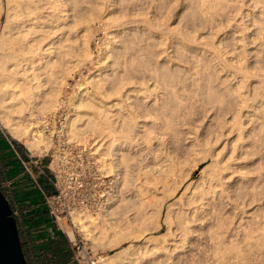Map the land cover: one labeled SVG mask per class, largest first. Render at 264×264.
<instances>
[{
  "label": "rangeland",
  "instance_id": "obj_1",
  "mask_svg": "<svg viewBox=\"0 0 264 264\" xmlns=\"http://www.w3.org/2000/svg\"><path fill=\"white\" fill-rule=\"evenodd\" d=\"M64 1L67 4L65 8H70L72 1ZM194 1L81 0L76 4L74 20L80 17L85 20L74 27L70 34H63L62 29H56V32L52 33L54 41L62 42L57 76L64 78V85L60 88L57 106L52 111V126L50 123L43 128L42 123L34 129L39 131L41 138L43 136L42 139L36 138L41 140L44 146L49 144V149L40 143L38 148L30 151L27 146L12 139L0 126V136L4 141L7 139L12 142L15 150L10 153L4 143L0 145V165H4L5 171V175L0 171V189L6 198L11 194L17 198L18 194L23 193L21 184L32 182V177L42 179L37 178L36 167L47 166L52 152V175L61 173L62 178L66 180L82 178L90 185L98 186L99 194L103 192L102 197L106 195L107 199L101 198L102 206L97 202V205H91V209L77 210L92 218H101L102 211L108 205L109 196L115 191L116 178H104L107 166L104 165L106 162L98 150V133L87 131L83 135L75 136L67 132L68 120L78 110L74 107L77 93L83 87L95 96L105 99L106 97L100 95V91L89 83V73L104 64L121 62L125 53L137 45H147L151 50L152 57L147 64L149 69L160 68L167 72L166 75L170 73L181 76L180 86L184 89L181 90L180 87L178 92L180 111L171 131L165 136L180 162L184 186L197 185V193H206L211 162L226 160L224 165L229 168L221 171L214 193H206L203 199L199 197L200 200L195 203L196 206L201 204L202 207L188 220L189 232L182 246L178 248L180 250L175 251L172 256L160 253L157 247L167 244L164 213L167 204L176 201L179 195L165 203L158 230H148L149 225L155 226V220L152 223L150 219L151 223L146 225L145 230L142 228L139 231L140 235L132 232L134 237L123 236V239L127 238L126 241L122 239L115 247L101 245L90 238V231L79 230L72 222V216L76 212L72 213L70 218L61 219L59 226L65 232L67 241V237L72 239L73 236L80 240L79 245L97 258L100 264L106 262H101V259L112 257L130 245V250L122 254L123 264H155L157 259H161L160 264H264V38H260L257 27L252 25L253 15L258 14L245 4L241 5L240 1L231 2L230 11H237L234 24L239 25L242 21L247 25V29L226 26L220 29L213 40L211 34L216 31L213 23H208L202 28L193 19ZM249 13L251 15L246 16ZM90 15H93L92 18H88ZM61 16V13H52V27L62 22ZM71 19L69 16L63 24H68ZM3 22L2 15L0 24ZM83 30L85 38L76 37L75 33L81 35ZM223 33H227L226 38ZM65 36L68 40H64ZM216 38L222 39V44L217 47L220 50L217 58L210 52V43L216 42ZM85 46L87 53L84 55L82 49ZM68 48L77 50L81 56L74 57L76 59L73 61L66 55ZM203 50L206 52L201 54ZM136 58L146 60L140 53H137ZM240 73L247 75V78L243 80L241 87L237 88ZM137 80L140 81L133 79L134 82ZM147 84L151 89L156 88L155 83L150 80ZM134 87L139 88L140 85L132 83L128 88L132 90ZM116 99L118 100V97L112 95L105 100L113 103L117 102ZM134 99V96H131L129 101ZM146 104L138 103L136 109L138 120L142 123L144 120L149 121L151 118L147 117L154 115L152 109L144 110ZM126 107L125 104L123 109ZM170 107L171 103H168L167 109ZM145 113H150L146 119L143 117ZM26 119L25 121H30L29 118ZM61 120L66 126H63L62 130L59 125ZM51 128L52 140L50 132L47 131ZM138 134L141 136L142 132ZM136 139L142 140L139 137ZM138 147L134 143L129 155L131 159L126 161L130 173V167L134 166V151ZM148 150V163L154 167L158 166V146L154 141H150ZM21 161L30 174L24 171ZM21 173L23 176L17 178ZM135 173L136 171L131 175L134 176V183L138 185L141 177L136 179ZM19 179L25 181L20 182ZM184 192L187 194L188 191ZM155 199L150 202H155ZM98 200L99 198L95 199ZM17 203L15 206L10 200L9 204L15 209L24 205L21 201ZM178 203L176 202L175 206H178ZM175 206L173 208H176ZM171 221L170 229L174 231L175 219ZM220 226L223 232L220 237L223 243L220 246L227 248L225 253L220 252L221 249L216 250L211 243L212 236L220 231ZM116 229L124 233L118 228L111 230ZM69 232L73 233L72 237ZM146 238L150 240L147 243ZM237 251H240L241 255Z\"/></svg>",
  "mask_w": 264,
  "mask_h": 264
},
{
  "label": "bare ground",
  "instance_id": "obj_2",
  "mask_svg": "<svg viewBox=\"0 0 264 264\" xmlns=\"http://www.w3.org/2000/svg\"><path fill=\"white\" fill-rule=\"evenodd\" d=\"M71 1V7L65 8L67 4L64 0H0V18L4 16V22L0 24V126L12 139L21 142L30 151L40 146L41 140L37 138L42 139L43 136L41 138L39 131L36 132L34 129L41 126V120L50 116L55 110L60 88L64 85V78L57 76L62 42L54 41L52 33H55L56 29H62L63 34H70L74 27L85 20L83 17L74 20L76 4L81 0ZM233 1H240L241 5L245 4L257 12V16L253 15L252 25L257 27L260 38H264V0H195L193 19L202 28H205L208 23H213L216 30L212 33L213 35L211 34L213 40L220 29L226 26L235 28L239 26L245 30L247 25L242 21L239 25L234 24L236 21L234 15L237 11H230ZM250 11L252 13V10ZM53 12L62 14L60 17L62 22L54 27H52ZM69 16L72 17L71 22L63 24ZM75 35L85 38L84 30L81 35L76 33ZM222 35L226 38L227 33ZM64 40H68L66 36ZM221 44L222 39L217 38L216 42L210 43L212 47L210 52L216 58L220 55L217 47ZM82 52L84 55L87 53L86 46L83 47ZM205 52L206 50H203L201 54ZM137 53L142 54L146 60H138ZM66 55L73 61L81 56L77 50L72 51L70 48L67 49ZM151 57L152 52L147 45L133 46L125 53L121 62L113 61L114 63L104 64L103 67H98L89 73L87 79L92 87L99 90V94L103 97L108 98L112 95L118 97L117 102L106 101V98L95 96L83 87L76 95L74 107L78 110L70 116L67 132L75 136L83 135L87 131L98 133L96 137L99 141L98 150L106 162L103 164L107 166L104 178L114 176L116 184H114V193L108 195L110 197L109 201L107 200L108 205L102 211L101 218H92L85 212L75 211L72 222L79 230L90 231V238L93 241L115 247L121 242L123 236H129L132 232L140 235L139 231L142 228V230L146 229V225L151 223L150 219L152 223L155 220V226L149 225L148 230H158L165 203L179 195L176 201L167 204V210L164 213L167 244L157 247L160 253L172 256L176 253L175 251L180 250L178 248L182 246L189 232L188 220L194 217L202 207L201 204L196 206L195 203L203 199L206 193H214L221 171L228 169L229 166L224 165L226 160L211 162L207 175L209 183L206 186V193H197V185L184 186V174L180 162L165 136L171 131L180 111L178 92L180 87L181 90L184 89L180 86L182 85L181 76L170 73L166 75L167 72L160 68L149 69L147 64ZM239 77L237 88L241 87L247 75L240 73ZM134 78L140 81L134 82ZM148 80L155 83V89L148 86ZM132 83H137L140 87H134L135 89L131 90L128 87ZM131 96H134V101H129ZM138 103H147L144 107L145 111L148 108L153 110V116L147 117L150 113L143 115L144 119L151 118L149 121L144 120L142 123L138 120L139 115L136 110ZM168 103H171L170 109H167ZM125 104L127 107L123 109ZM26 118L30 121H25ZM139 132H142L141 136H138ZM137 137L142 140L139 141ZM150 141H154L158 146L159 164L156 167L147 161ZM134 143L139 147L134 151L132 158L134 166L130 168L131 173L136 171V179L141 177L138 185L134 183L135 179L129 171V164H126V161L131 159L129 155ZM47 145L49 144L42 146L48 147ZM184 191H188L187 194ZM154 198L156 201L150 202ZM176 202L178 206H175ZM172 219H175L176 223L174 231L170 229ZM115 228L124 233L117 229L111 230ZM219 228L220 231L212 236L211 243L216 250L221 249L219 251L225 253L227 248L220 246L223 243L220 239L223 232L222 227ZM69 236L72 237L73 233L69 232ZM262 237L264 238V228ZM146 239V243L150 241ZM134 240L133 238L132 241ZM131 246L100 261L104 263L106 260L104 264H123L122 254L127 253ZM160 263L161 259L155 261V264Z\"/></svg>",
  "mask_w": 264,
  "mask_h": 264
},
{
  "label": "crops",
  "instance_id": "obj_3",
  "mask_svg": "<svg viewBox=\"0 0 264 264\" xmlns=\"http://www.w3.org/2000/svg\"><path fill=\"white\" fill-rule=\"evenodd\" d=\"M3 143L8 152H15L12 142L5 139ZM3 166L0 165V171L2 172L1 174L5 175ZM22 176L21 173L16 177L20 178ZM19 181L23 182L25 179H19ZM32 183L30 181L22 183L23 193H17V198L14 194L7 198L9 203L11 200L15 206L18 201L24 204L20 205V209H16L18 215L15 220L18 225L20 243L23 246L26 263L73 264V253L65 235L48 218L41 201L39 188ZM28 184L30 186H27ZM38 184L42 186L41 182H38ZM20 232L22 233L21 235Z\"/></svg>",
  "mask_w": 264,
  "mask_h": 264
},
{
  "label": "built area",
  "instance_id": "obj_4",
  "mask_svg": "<svg viewBox=\"0 0 264 264\" xmlns=\"http://www.w3.org/2000/svg\"><path fill=\"white\" fill-rule=\"evenodd\" d=\"M42 123H46L43 128L49 126L50 123L52 126V114L47 119L42 120ZM63 124L61 120L59 122L61 130L63 129ZM47 131L50 132L49 135L52 140V128ZM21 164L24 171L30 174L23 161H21ZM36 168L37 178L41 177L45 181L46 187L40 186L36 178L32 177V182L39 188L41 201L48 218L57 226H59L61 219L70 218L71 214L77 210L91 209V205H97V202H99L100 206L103 205L101 198L106 197V195L102 197L103 192L99 194L98 186L96 187L95 184L90 185L84 179L77 177L74 180L72 178L66 180L62 178L61 173H53L52 175V152L48 165H41ZM98 198L100 201H95ZM100 206L99 208H102ZM11 213L15 219L17 217V211L14 207H11ZM59 229L65 234L60 226ZM67 238L73 253V264H100L97 258L86 251L82 245H79L81 243L80 240L75 239L74 236L72 239Z\"/></svg>",
  "mask_w": 264,
  "mask_h": 264
},
{
  "label": "water",
  "instance_id": "obj_5",
  "mask_svg": "<svg viewBox=\"0 0 264 264\" xmlns=\"http://www.w3.org/2000/svg\"><path fill=\"white\" fill-rule=\"evenodd\" d=\"M0 264H27L22 251L16 221L0 189Z\"/></svg>",
  "mask_w": 264,
  "mask_h": 264
},
{
  "label": "trees",
  "instance_id": "obj_6",
  "mask_svg": "<svg viewBox=\"0 0 264 264\" xmlns=\"http://www.w3.org/2000/svg\"><path fill=\"white\" fill-rule=\"evenodd\" d=\"M3 142H4V138H3L2 136H0V145L3 144ZM38 182H41L42 186H43V187H46V185H45V181H44V180L39 179ZM15 221H16V220H15ZM16 226H17V230H18V234H19V229H18L17 222H16ZM21 247H22V251H24V250H23V246H21ZM23 253H24V252H23Z\"/></svg>",
  "mask_w": 264,
  "mask_h": 264
}]
</instances>
